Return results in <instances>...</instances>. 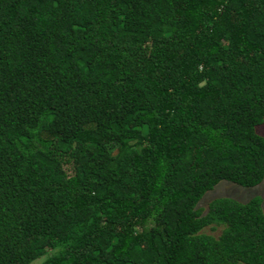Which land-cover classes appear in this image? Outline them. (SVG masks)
I'll return each mask as SVG.
<instances>
[{"label": "trees", "instance_id": "16d2710c", "mask_svg": "<svg viewBox=\"0 0 264 264\" xmlns=\"http://www.w3.org/2000/svg\"><path fill=\"white\" fill-rule=\"evenodd\" d=\"M263 123L264 0H0V264H264L259 197L197 207Z\"/></svg>", "mask_w": 264, "mask_h": 264}, {"label": "rangeland", "instance_id": "374dc122", "mask_svg": "<svg viewBox=\"0 0 264 264\" xmlns=\"http://www.w3.org/2000/svg\"><path fill=\"white\" fill-rule=\"evenodd\" d=\"M255 131L257 134L264 137V123L256 127ZM254 196L262 200L261 209L264 214V178L258 186L253 188H242L228 182H219L211 191L204 194L198 202L197 207L206 210L208 203L217 198L225 197L238 202H246ZM206 233L216 236L219 234V228L215 229L214 232L207 230ZM40 261L39 259L35 260L32 264H39Z\"/></svg>", "mask_w": 264, "mask_h": 264}]
</instances>
